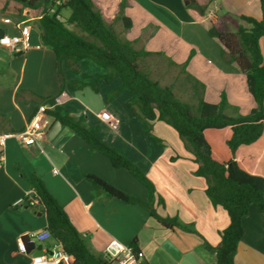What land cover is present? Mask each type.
<instances>
[{
  "label": "crops",
  "instance_id": "1",
  "mask_svg": "<svg viewBox=\"0 0 264 264\" xmlns=\"http://www.w3.org/2000/svg\"><path fill=\"white\" fill-rule=\"evenodd\" d=\"M196 1L206 6V17L219 32H232L226 20L211 9L215 0ZM222 1L230 10L237 7L240 13L261 19L260 0ZM93 2L119 37L145 54L139 62L141 70L153 81L171 87L177 98L191 100L197 110L200 98L217 104L225 94L229 102L226 112L233 108L237 115L255 107L245 75L223 57L220 46L192 19L182 0ZM9 12L16 17L10 19ZM120 14L131 21L130 29L124 28ZM69 15L63 13L65 18ZM39 18L19 2L0 0V38L20 34L16 28L19 23L31 27L26 52L15 53L0 45V135L24 130L39 106L65 94L68 99L60 106L63 112L79 119L85 127H100L99 137L153 182L156 212L162 217L178 218L196 233L169 229L141 205L97 194L86 175L97 176L140 200H149L146 187L133 175L114 167L105 155L50 117L51 126L39 146H26L15 138L7 140L0 168V264H30L38 246H42L43 253L60 246L48 238L33 244L31 253L20 249V242L27 240L29 233L47 229L46 215L39 207L13 205L19 198L33 194L27 181L33 174L43 180L64 207L96 256L104 257L108 244L115 239L127 246L136 244L145 256L142 264H215L216 254L206 248V243L220 245L229 216L222 207L211 203L206 193L208 182L197 175L199 163L184 141L162 121L153 124L152 133L157 139L150 136L130 108L132 96L123 88L122 80L98 79L107 71L92 61H80L76 72L63 63L62 79L55 53L41 44ZM260 47L263 54L264 41L260 40ZM178 80L184 84L179 85ZM104 107L109 108L117 125L100 118ZM159 197L164 199V205L159 203ZM243 228L235 263L264 264V212L251 206L243 218ZM59 264L83 263L66 254Z\"/></svg>",
  "mask_w": 264,
  "mask_h": 264
},
{
  "label": "trees",
  "instance_id": "2",
  "mask_svg": "<svg viewBox=\"0 0 264 264\" xmlns=\"http://www.w3.org/2000/svg\"><path fill=\"white\" fill-rule=\"evenodd\" d=\"M14 1L40 15L37 26L41 44L55 53L62 79L63 63L76 72L80 61L90 60L107 71L98 79L110 81L119 77L122 80L123 88L132 96L129 106L150 136L155 138L152 131L156 121L168 124L178 133L199 163L197 175L208 182L206 193L211 203L222 207L230 220L229 226L221 232L220 245L213 247L206 243V248L216 254L215 264H236L235 255L244 233L243 218L251 206L264 212V57L260 47V39L264 37V0H260L261 19L242 16L249 27L242 25L237 32H219L216 25L207 19L206 6L196 0H182L192 19L201 24L220 46L223 57L246 77L255 107L248 115L237 117L225 113L229 106L225 94L217 104L200 98L196 113H193L188 104L177 99L171 87L153 81L139 66L145 54L119 37L113 26L104 21L93 0ZM63 10L70 11L68 18L63 16ZM121 14L118 18L125 29H130L131 21ZM54 99L46 102L52 103ZM48 115L105 155L114 167L123 168L133 175L146 187L149 200H140L97 176L86 175L97 194L141 205L169 229L196 233L178 218L162 217L156 212L154 202L157 193L153 182L127 157L99 137L100 127L83 126L79 119L64 113L61 107L49 110ZM27 181L39 200V205L31 208L39 207L45 213L47 229L64 253L83 264H108L105 257L96 256L91 251L43 180L33 174L27 177ZM158 201L165 204L162 197ZM23 242L27 253L35 249L27 240ZM132 247L137 249L136 244Z\"/></svg>",
  "mask_w": 264,
  "mask_h": 264
},
{
  "label": "built area",
  "instance_id": "3",
  "mask_svg": "<svg viewBox=\"0 0 264 264\" xmlns=\"http://www.w3.org/2000/svg\"><path fill=\"white\" fill-rule=\"evenodd\" d=\"M5 21L10 22V19H5ZM16 28L20 30V34L13 36L4 34L0 38V45L8 48L12 52L24 53L30 48L31 27L19 23L16 25ZM67 99L68 97L65 94L56 96L54 102L39 106L33 118L26 124L24 130L13 134L0 135V168L4 163L7 140L15 138L26 146H39V144L45 140L47 131L51 126V119L48 115V111L60 107ZM99 116L105 122L115 125L118 124V121L113 118L108 107H104L99 113ZM13 205L15 207L24 205L35 207L39 205V200L33 193L19 198ZM48 238H52L48 229L42 232H31L27 235V240L30 244L42 242ZM20 249L22 252H26L23 241L20 242ZM65 255L62 247L59 246L53 249L51 253H42L37 256L31 255L30 264H59L63 258H65ZM104 257L108 261V264H142L145 256L141 250H135L132 246L124 245L118 240L113 239L108 244L104 252Z\"/></svg>",
  "mask_w": 264,
  "mask_h": 264
},
{
  "label": "rangeland",
  "instance_id": "4",
  "mask_svg": "<svg viewBox=\"0 0 264 264\" xmlns=\"http://www.w3.org/2000/svg\"><path fill=\"white\" fill-rule=\"evenodd\" d=\"M216 7H221L222 10L221 11L220 10H216L215 9ZM211 9L214 10V14L217 15V12H218L219 16L223 17L226 20L227 27L232 32H237L238 28L240 26H242V25L243 26H246V27H249V24H247L245 21L242 20V16H247V15L246 14H243L244 12L240 13V11H241L240 8H237L236 7V8H233V10H230L229 8L225 7V5H224V3H223L222 0H215L214 3H211ZM260 9H261V7H260ZM63 13H64V16H67V15H69L70 11L69 10H63ZM8 15H9L8 17L10 19H12V17H16V14L13 13V12H9ZM260 40L261 41H264V37H262ZM263 57H264V52H263ZM244 81H246V80L244 79ZM177 83L179 85H182V84H184V81L178 80ZM186 85L187 84L185 83V85H183V86L186 87ZM248 94H250V93L248 92ZM177 99H179L180 101L188 104L189 107H190V109H191V111L193 113H196L195 104L191 100L187 101L185 98H181L180 96H178ZM233 110H235V109L232 108V109H230L229 111H227L225 113L227 115L233 116V117L240 116V115H237V113L235 114L233 112ZM249 113L250 112H248L247 114H242V116L248 115ZM179 138H180V136H179Z\"/></svg>",
  "mask_w": 264,
  "mask_h": 264
},
{
  "label": "water",
  "instance_id": "5",
  "mask_svg": "<svg viewBox=\"0 0 264 264\" xmlns=\"http://www.w3.org/2000/svg\"><path fill=\"white\" fill-rule=\"evenodd\" d=\"M42 253H43L42 246L40 245L37 247V251L34 253V255L37 256V255H41Z\"/></svg>",
  "mask_w": 264,
  "mask_h": 264
}]
</instances>
